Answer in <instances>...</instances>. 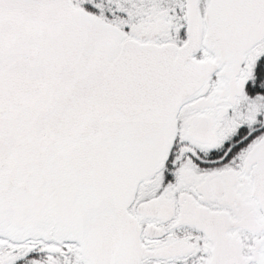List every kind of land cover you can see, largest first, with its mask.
Here are the masks:
<instances>
[{
    "label": "snow or ice",
    "instance_id": "obj_1",
    "mask_svg": "<svg viewBox=\"0 0 264 264\" xmlns=\"http://www.w3.org/2000/svg\"><path fill=\"white\" fill-rule=\"evenodd\" d=\"M0 264H264V0H0Z\"/></svg>",
    "mask_w": 264,
    "mask_h": 264
}]
</instances>
